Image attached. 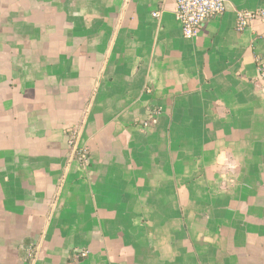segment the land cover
<instances>
[{"label":"crops","instance_id":"1","mask_svg":"<svg viewBox=\"0 0 264 264\" xmlns=\"http://www.w3.org/2000/svg\"><path fill=\"white\" fill-rule=\"evenodd\" d=\"M174 9L0 0V264H264V0Z\"/></svg>","mask_w":264,"mask_h":264},{"label":"built area","instance_id":"2","mask_svg":"<svg viewBox=\"0 0 264 264\" xmlns=\"http://www.w3.org/2000/svg\"><path fill=\"white\" fill-rule=\"evenodd\" d=\"M174 6V16L181 27V34L185 39L190 40L200 32L205 22L225 11L226 0H174ZM157 16V13L152 14L154 18ZM255 20H264V11L239 12L236 15L235 28L237 31H243ZM259 71L264 79V67L262 65H260ZM160 114V111H156L150 119L142 123V127L147 129L155 125ZM80 136L79 127L71 128L68 132L67 144L72 159L82 167H87L89 152L86 147L80 145ZM85 257H87L86 251H76L75 259Z\"/></svg>","mask_w":264,"mask_h":264}]
</instances>
